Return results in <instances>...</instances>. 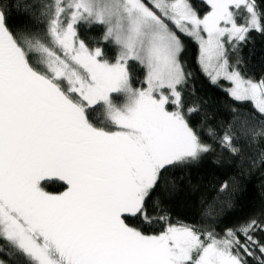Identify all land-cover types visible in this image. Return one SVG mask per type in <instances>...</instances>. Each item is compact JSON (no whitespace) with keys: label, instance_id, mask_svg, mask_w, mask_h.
I'll return each instance as SVG.
<instances>
[{"label":"trees","instance_id":"1","mask_svg":"<svg viewBox=\"0 0 264 264\" xmlns=\"http://www.w3.org/2000/svg\"><path fill=\"white\" fill-rule=\"evenodd\" d=\"M142 1L152 7L150 0ZM250 2L259 28L239 40L224 37V57L231 71L264 90V0ZM189 3L200 15L210 9L202 0ZM59 6V0H0V206L6 209L0 214V260L67 264L63 255L69 247L72 256L89 264L82 257L95 244L94 234L103 230L104 218L109 227L113 222L108 233L116 238L109 260H118L125 232L158 237L171 227H185L203 245L231 239V252L221 264H264V113L250 100L231 96L230 81L207 75L198 42L166 20L181 41L184 74L176 87L178 104L167 107L183 116L205 149L155 171L144 196H138L136 172L128 175L119 167L123 161L116 145L124 130L110 109L122 108L129 92L145 87L146 67L130 59L127 87L107 103L89 101L66 75L79 78L85 91L93 80L53 36ZM230 9L238 25L249 23L246 4ZM75 27L77 38L99 49L101 59L118 60L121 46L105 39L103 23L81 20ZM8 45L20 52L33 85L22 89L20 79L13 83L22 70L11 64ZM139 197L140 209L132 211ZM103 201L104 213L94 210Z\"/></svg>","mask_w":264,"mask_h":264},{"label":"rangeland","instance_id":"2","mask_svg":"<svg viewBox=\"0 0 264 264\" xmlns=\"http://www.w3.org/2000/svg\"><path fill=\"white\" fill-rule=\"evenodd\" d=\"M202 1L210 6L203 15L190 5L189 0H150L152 7L142 0H71L66 6L63 0H59L60 6L52 24L53 36L62 50L69 51L73 60L93 80L85 91V84L79 78L66 75L89 101L107 103L113 93L127 87V63L130 59L138 60L146 67L145 87L129 92L128 102L122 108L110 109L111 118L124 130L116 145V152L123 161L119 167L126 168L128 175L131 171L136 172L134 180L140 186L136 191L138 196L145 193V187L152 183L155 171L183 158L196 156L205 149L197 142L183 116L167 107L169 102L178 104L176 87L184 74L179 59L182 44L166 20L198 42L200 63L207 75L213 80L224 78L230 81L231 96L250 100L258 111L264 113L262 86L229 69L222 42L226 36L239 40L248 30L259 28L255 9L250 0ZM240 4H246L251 12L250 21L244 26L235 22L230 9ZM81 20H93L105 25V39L113 38L121 46L117 61L101 59L99 49L91 50L77 38L75 26ZM7 48L5 52L12 60L13 67H21L22 70L13 83L20 79L22 89L24 84L33 85L32 74L24 67L20 52L14 46L8 45ZM61 64L57 66L58 69L64 68ZM11 89H14L13 86ZM18 95H14L15 99ZM127 181L131 182L130 179ZM103 196L109 200L110 193L105 191ZM104 201L102 205L99 204V210H94L100 213L102 207H106ZM140 201L141 197L129 208L138 211ZM116 206L111 203L114 211L119 210V206ZM5 210L0 206V214L6 213ZM109 224L110 221L103 218V230L94 234L92 240L95 244L89 249L87 257H82L87 263L109 264L111 260V264H189L191 261L194 264H221L231 252L233 244L231 239L226 238L213 239L203 245L202 240L185 227H171L158 237L142 236L135 231L125 234L120 231L121 235L124 234V241L118 260L115 261L112 258L109 260V246L116 245L115 235L108 233L109 230L114 231L113 222L110 227ZM49 234L51 231H48V238ZM68 249L63 255L65 263L82 264L78 255L72 256V250L70 253ZM0 264L5 263L0 260ZM228 264L238 263L230 260Z\"/></svg>","mask_w":264,"mask_h":264}]
</instances>
